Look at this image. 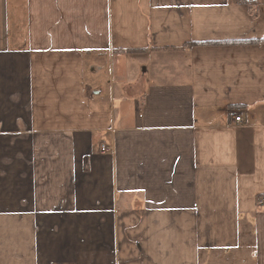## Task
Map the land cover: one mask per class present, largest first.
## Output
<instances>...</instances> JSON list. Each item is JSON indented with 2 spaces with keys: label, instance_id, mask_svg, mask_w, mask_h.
<instances>
[{
  "label": "crops",
  "instance_id": "crops-1",
  "mask_svg": "<svg viewBox=\"0 0 264 264\" xmlns=\"http://www.w3.org/2000/svg\"><path fill=\"white\" fill-rule=\"evenodd\" d=\"M261 197L264 0H0V264H264Z\"/></svg>",
  "mask_w": 264,
  "mask_h": 264
},
{
  "label": "built area",
  "instance_id": "built-area-1",
  "mask_svg": "<svg viewBox=\"0 0 264 264\" xmlns=\"http://www.w3.org/2000/svg\"><path fill=\"white\" fill-rule=\"evenodd\" d=\"M235 120H236V122H240V121H242L243 119H242V116H236L235 117ZM101 152L102 153H108V152H110V148H109V146L107 145V144H102V146H101ZM259 205L261 206V205H263L264 204V197H261L259 200Z\"/></svg>",
  "mask_w": 264,
  "mask_h": 264
},
{
  "label": "trees",
  "instance_id": "trees-1",
  "mask_svg": "<svg viewBox=\"0 0 264 264\" xmlns=\"http://www.w3.org/2000/svg\"><path fill=\"white\" fill-rule=\"evenodd\" d=\"M253 42L254 40H229V41H224V42H218V43H236V42ZM204 43H213V42H204Z\"/></svg>",
  "mask_w": 264,
  "mask_h": 264
}]
</instances>
